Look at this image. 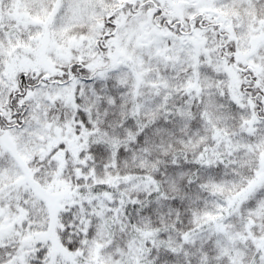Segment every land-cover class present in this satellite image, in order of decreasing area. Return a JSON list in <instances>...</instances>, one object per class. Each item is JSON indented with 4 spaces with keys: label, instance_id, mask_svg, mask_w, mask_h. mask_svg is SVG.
<instances>
[{
    "label": "trees",
    "instance_id": "obj_1",
    "mask_svg": "<svg viewBox=\"0 0 264 264\" xmlns=\"http://www.w3.org/2000/svg\"><path fill=\"white\" fill-rule=\"evenodd\" d=\"M108 2V14L102 19L105 29L97 42L100 55L111 49L106 41L116 42L121 20L132 18L131 9L140 7L153 28L168 39H195L194 46L200 48L215 34L217 48L208 53L203 49L193 67L178 70L156 64L150 71V80L156 84L153 88L148 83L135 88L132 78L124 83L118 78L109 84L102 80L99 85L91 84L92 90L86 84L76 88L73 107L55 102L48 112L50 118L58 113L62 124L71 120L75 133H89L86 150L75 165L81 170L87 160L88 176L79 179L76 167L70 165L64 172L49 167L42 155L31 162L29 174L18 165L29 185L20 194L18 209L26 219L19 228L35 239L46 234L51 222L56 224L62 247L76 254L77 261L56 254L50 242L42 239L28 247L26 242L0 244V264H22L20 257L26 248L31 249L27 264H120L133 239L141 237L149 264H230L228 254L218 256L217 244L224 240L211 229L217 222L212 217L225 215L227 210L234 211L226 219L233 226L231 232L249 231L246 245L239 239V248L245 250L243 264H258L264 255V77L258 67L245 62L249 52L242 48L237 28L220 32L223 24L217 19L226 11L235 16L233 22L258 28L264 23V0H224L222 8L217 6L221 12L213 16L194 13L189 17L168 0ZM259 53L264 54V45ZM105 60L109 66L88 73L79 68L66 79L56 80L39 70L14 72L16 81L0 105V137L25 128L32 116L31 104L22 100L34 90L71 84L76 78L93 83L101 71L111 69L114 52ZM6 161L0 156V169ZM92 169L98 184L91 177ZM62 178L71 181L70 201L51 213L32 184L53 191L54 182ZM108 179L115 182L109 184ZM127 180L148 186L127 195L121 190ZM14 183L19 189L20 179ZM108 193L115 196L114 206L119 202L116 196L126 202L119 203L124 205L119 215L124 224L109 225L104 232L102 221L113 215H101L98 199L91 198ZM250 236L260 241V248ZM99 244L100 258L94 260L93 251Z\"/></svg>",
    "mask_w": 264,
    "mask_h": 264
},
{
    "label": "rangeland",
    "instance_id": "obj_2",
    "mask_svg": "<svg viewBox=\"0 0 264 264\" xmlns=\"http://www.w3.org/2000/svg\"><path fill=\"white\" fill-rule=\"evenodd\" d=\"M107 1L109 0H64L56 10L50 12L49 9L54 0H0V23L5 22L4 30L0 29V105L6 100L9 88L15 83L17 75L22 72L34 73L35 70H39L41 74L51 75L56 80L66 79L79 68L88 73L93 69L106 67L108 64L105 62V58L113 52L115 55V62H112L111 69L101 71L98 76L99 79L97 78L93 83H85L76 78L71 84L63 86H42L34 90L25 100H22L24 103L31 104L29 114L32 116L21 131H14L10 135L3 134L0 137V151H3L0 154L7 153L11 160V154L15 158L18 157L28 174L31 171V162H36L40 155L46 158L49 167L61 168L64 172L69 165L75 168V165L79 163V156L86 150L85 146L89 139L88 131L75 133L71 127V120L64 121L65 123L62 124L58 113L52 118L49 117L48 112L51 108H55V102L68 103L73 107L76 88L86 84L92 90L91 84L99 85L102 80H108L109 84L116 81L117 78L122 83L126 82L128 78H132V86L135 88L147 83L153 88L156 87V84L150 80V71L156 64H163V67L169 69L179 67L178 70L184 66L190 67V64L193 67L200 61L198 59L202 58L204 50L205 53H208L217 48V43H214L215 34L208 36L209 41H205V46L202 45V47L197 48L193 46L195 39L189 40L188 43V40L179 41L172 37L168 39L164 34L159 35L149 22V18L143 15L132 20L126 18L115 37L116 42L113 45H110L109 41L105 42L108 44L106 46L111 48L107 51L108 54L100 55L97 42L105 29L102 19L108 14L107 10L104 9ZM223 1L170 0L173 8L177 10L181 9L177 5H181V11L185 12L188 17L193 16L194 13H205L213 16L214 12L219 10L217 6L223 5ZM246 1L250 2L251 0ZM226 13V11L221 12L225 22L222 21V17H218L217 23L223 24V31L237 28L238 37L240 35V39L247 42V45L241 43L244 51L248 50L249 52L245 62L258 67L264 77V54L260 55L259 53L264 45V25L251 32L252 28L249 30L248 25L243 24L240 20L233 22L235 16ZM14 72H17V75L14 76ZM46 104L48 105L47 110H45ZM6 149L10 152H7ZM48 155H52V157ZM262 156L264 157V153ZM12 165L8 170H0V225L9 223L14 226V232L8 238H1L0 244L26 242L28 247L31 243L42 239L46 241L48 238L52 244L51 248L56 254L69 261H74L77 255L62 249L56 232V224L52 226L51 222L50 229L46 234L44 233L45 235L35 239H32L28 232L20 231L19 224L22 227L21 220L26 219V216L23 211L19 212V209L17 214L12 210V206L13 202L16 206V202L21 200V190L23 188L29 189V185L25 184L22 179L24 174L18 166L14 162ZM74 171L78 174L79 179L87 177L89 171L87 160L82 162L81 170L76 167ZM91 174L94 175V170L91 171ZM19 179L20 186L18 189V184L14 182ZM114 182V179H108L109 184ZM126 182L127 184L124 183L121 190L127 195H130L132 191H144L148 186L142 181L127 180ZM119 183L116 182V184ZM69 184L71 185L69 179L62 178V181L57 179L52 187L53 191H49L51 190L49 188L46 192H51L50 194L54 198L65 195L64 199H67L66 194L71 196L70 190L69 192L67 190ZM12 188L13 191H11ZM35 190L44 197L40 189L35 188ZM94 198L98 199L96 204L101 215L105 212H110L113 215L102 221L101 226L104 232L107 231L109 225L124 224L119 221V215L124 207L119 203L126 204L121 196H116V199L119 200L118 206H114L116 203L114 202V194L108 193L103 197L96 195L91 199ZM49 203L52 204L53 209H56L57 205H65L61 201ZM235 213H240V211L236 210ZM223 214L221 212L217 218L212 217L213 219H211V221L217 219L211 229L224 240L217 244L218 256L228 254L230 264H243L242 257L245 250L239 248V239L243 241V245H246L249 231L246 229L243 234L236 231L231 232L233 226L226 219L234 216V211L227 210L226 214ZM255 216L258 217V214L256 213ZM204 226H208V222ZM244 227L249 228V225L245 224ZM142 235L149 236L146 232ZM250 239L260 248L258 239L253 236H250ZM101 247V244L96 245L95 251H93L94 260H99L98 254ZM128 248L127 258L123 259L120 264H149L143 237L139 241L133 239ZM28 249L26 248L21 254L22 264H27L26 259L31 251ZM261 249L264 252V244H261ZM258 264H264V255L261 256Z\"/></svg>",
    "mask_w": 264,
    "mask_h": 264
},
{
    "label": "water",
    "instance_id": "obj_3",
    "mask_svg": "<svg viewBox=\"0 0 264 264\" xmlns=\"http://www.w3.org/2000/svg\"><path fill=\"white\" fill-rule=\"evenodd\" d=\"M10 230H11V228H5V229L1 230V232L4 234H7L10 232Z\"/></svg>",
    "mask_w": 264,
    "mask_h": 264
}]
</instances>
